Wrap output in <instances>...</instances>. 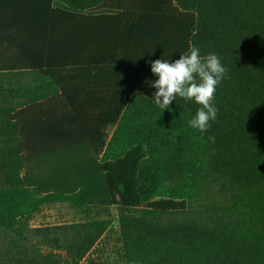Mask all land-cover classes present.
Masks as SVG:
<instances>
[{"label":"trees","instance_id":"obj_1","mask_svg":"<svg viewBox=\"0 0 264 264\" xmlns=\"http://www.w3.org/2000/svg\"><path fill=\"white\" fill-rule=\"evenodd\" d=\"M190 46L227 70L207 132L153 97L150 62ZM55 203L88 219L30 240ZM112 207L121 264H264V0H0V264H80Z\"/></svg>","mask_w":264,"mask_h":264},{"label":"clouds","instance_id":"obj_2","mask_svg":"<svg viewBox=\"0 0 264 264\" xmlns=\"http://www.w3.org/2000/svg\"><path fill=\"white\" fill-rule=\"evenodd\" d=\"M151 71L158 78L152 81L157 89L153 97L162 110L168 108L177 96L185 100H194L199 107L189 125L201 132H207L210 122L217 119L218 108L213 101L217 86L225 78L226 68L220 58L210 53L201 57L200 49L190 46L179 59L170 62L168 59L151 61ZM209 139L215 142V137ZM139 264V262H135Z\"/></svg>","mask_w":264,"mask_h":264},{"label":"rangeland","instance_id":"obj_3","mask_svg":"<svg viewBox=\"0 0 264 264\" xmlns=\"http://www.w3.org/2000/svg\"><path fill=\"white\" fill-rule=\"evenodd\" d=\"M32 78L26 76L23 81H29ZM55 103H44L37 109L42 111H49L48 109L56 108ZM222 192L220 191V186L217 183H211L206 196L194 202L190 208L189 213L192 216H197L201 212L206 215V207L215 201L222 200ZM109 212V213H108ZM95 210L92 216L97 218H112L113 219V229L107 234H103L94 250L84 258L80 264H121L119 263L118 250L119 244V211L117 208L112 207L109 211ZM88 217L81 213L80 211L73 208L69 203H55L51 205H46L43 210L35 214L29 222V226L32 231L26 230L30 240L37 241L40 240L42 235L38 234L36 229L48 230L46 233L51 237H61V234L57 228L61 225L75 224L79 222H85ZM43 231V232H44ZM5 234H11L9 232L0 231V241H5ZM0 242V245H1Z\"/></svg>","mask_w":264,"mask_h":264}]
</instances>
